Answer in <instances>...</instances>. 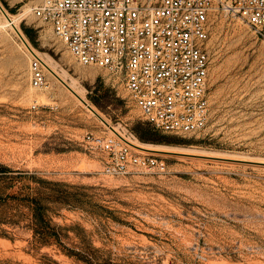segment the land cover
<instances>
[{"label":"rangeland","instance_id":"374dc122","mask_svg":"<svg viewBox=\"0 0 264 264\" xmlns=\"http://www.w3.org/2000/svg\"><path fill=\"white\" fill-rule=\"evenodd\" d=\"M39 1L0 0L16 17L0 9V264H264V38L216 11L210 121L166 133L120 80L74 59L33 15ZM14 25L121 134L164 149L166 172L103 174L83 138L112 131L46 68L48 88L31 85ZM40 209L58 239L39 241Z\"/></svg>","mask_w":264,"mask_h":264},{"label":"built area","instance_id":"2783aa9c","mask_svg":"<svg viewBox=\"0 0 264 264\" xmlns=\"http://www.w3.org/2000/svg\"><path fill=\"white\" fill-rule=\"evenodd\" d=\"M219 9L264 38V0H40L32 12L79 64L120 80L144 120L162 132L190 134L211 117L209 41ZM25 41L30 83L48 88L44 60ZM83 142L102 154L105 175L167 170L165 159L118 134L87 133Z\"/></svg>","mask_w":264,"mask_h":264},{"label":"bare ground","instance_id":"6f19581e","mask_svg":"<svg viewBox=\"0 0 264 264\" xmlns=\"http://www.w3.org/2000/svg\"><path fill=\"white\" fill-rule=\"evenodd\" d=\"M28 10H29V8H28ZM27 11V10H26ZM23 15V14H22ZM9 16V15H8ZM10 17V20L6 17V22H8V24H10V23H14L15 22V20H16V17L15 16H9ZM19 18V17H18ZM12 21V22H11ZM15 24V23H14ZM16 28H17V30L19 31V32H21L20 31V29L17 27V25H16ZM15 29V28H14ZM17 30H16V32H17ZM22 43L25 45H27V43H26V41H25V39L24 38H22ZM37 53L43 58V60H44V65H45V68L47 69V71L49 72V74L51 75V76H53L56 80H58V82L60 81V82H62L63 84H65L66 86H67V88H69L72 92H74L76 95H78V98L85 104V106L87 107V109L92 113V114H95L97 117H99L100 118V120L112 131V133H115V134H118V135H120V136H122L123 138H126L129 142H131L132 144H134V145H136V146H138V147H140L142 150H144V151H150V152H153L152 150H157V151H163L164 149H161V148H159V149H152L151 147H149V146H146V145H144L143 143H141V142H139L138 140H136V139H132V138H130V137H128V136H125V135H123V134H121L120 132H119V129L115 126V125H113L109 120H107L105 117H103L101 114H100V112L98 111V109L92 104V103H90L87 99H86V97L84 96V94H83V92L80 90V91H78L76 88H75V85L74 84H71V83H69V82H67L66 80H65V75L63 76V75H61L56 69H55V67L53 66V64L49 61V60H47L44 56H42L41 55V53L39 52V51H37ZM82 72V71H81ZM85 75V74H84ZM75 88V89H74ZM80 92V93H79ZM44 98V97H43ZM80 101V102H81ZM161 147V146H160ZM163 148V147H162ZM167 148V147H166ZM169 148V147H168ZM167 148V149H168ZM167 149H166V151H167Z\"/></svg>","mask_w":264,"mask_h":264},{"label":"trees","instance_id":"16d2710c","mask_svg":"<svg viewBox=\"0 0 264 264\" xmlns=\"http://www.w3.org/2000/svg\"><path fill=\"white\" fill-rule=\"evenodd\" d=\"M25 33L29 37H32V29L31 28H25ZM37 216H38L37 217L38 223L41 224V226L44 228V230H43L44 236L39 237V241H41V243H44V242L48 241V239L51 237H55V239H58V234L55 232V229L53 227H51L49 222L45 219L41 209L38 210Z\"/></svg>","mask_w":264,"mask_h":264},{"label":"water","instance_id":"95a60500","mask_svg":"<svg viewBox=\"0 0 264 264\" xmlns=\"http://www.w3.org/2000/svg\"><path fill=\"white\" fill-rule=\"evenodd\" d=\"M0 9L3 11V13L5 14V16L10 20V17L8 16V13L5 11V9L3 8L2 4L0 3ZM13 28H15V31L17 30L16 26L14 25ZM21 38H23L21 32H19L17 30L16 32Z\"/></svg>","mask_w":264,"mask_h":264}]
</instances>
